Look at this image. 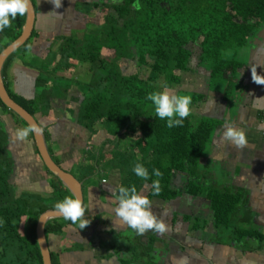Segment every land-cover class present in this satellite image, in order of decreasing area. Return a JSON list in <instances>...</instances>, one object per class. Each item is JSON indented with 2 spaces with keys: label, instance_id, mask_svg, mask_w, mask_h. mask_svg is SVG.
<instances>
[{
  "label": "trees",
  "instance_id": "1",
  "mask_svg": "<svg viewBox=\"0 0 264 264\" xmlns=\"http://www.w3.org/2000/svg\"><path fill=\"white\" fill-rule=\"evenodd\" d=\"M31 2L36 14L35 1ZM99 3L76 0L74 11L82 15L91 18L104 9L107 12L102 16L103 21L83 38L77 31L70 32L51 39L48 49H36L38 31L33 28L29 39L3 64L1 76L8 95L38 123L39 118L48 121L55 100L65 99L77 88L82 100L76 109L75 124L90 136L97 128L105 136L98 147L91 145L85 152L87 163H80V182L91 181L114 168L120 175L119 186L134 184L139 191L148 186L149 199L167 202L179 195L171 188L172 176L178 174L188 178L185 193L195 197L205 194L211 201L215 230L229 229L230 217L241 198L224 187L204 191L198 183L200 161L216 122L206 118L194 120L190 115L183 126L169 128L166 120L156 116L147 96L165 88L174 92L173 86L182 82L183 75L192 72L195 47L201 52L200 66L210 72L211 82L224 86L227 83L226 89L230 91V82L223 78L241 66L237 61L239 51L263 28L264 0H101ZM50 6L53 8V3ZM25 16L18 15L10 27L0 31V53L20 36ZM103 49L112 51L113 55L104 59ZM47 51L44 58L42 53ZM79 63L88 66L90 75L80 83L68 75ZM14 66L34 75L29 97L11 89ZM64 76L72 78L73 85L56 87L55 82ZM229 93L225 94V102ZM200 99L192 97V104ZM0 109L18 127H28L1 101ZM2 127L0 121V264H42L35 233L38 218L56 210L55 204L72 193L47 170L35 144L34 153L48 191L27 188L26 173L22 172L25 169L19 168L17 175L13 174L8 135ZM28 138L34 143L31 133ZM52 159L58 165L53 156ZM138 162L148 169V180L133 172ZM153 169H159L162 175L156 177ZM155 179L160 180L159 194L152 188ZM75 224L64 217L47 221L44 227L47 243L50 236L59 237L66 227ZM239 232L243 237L252 236L247 231ZM132 253L140 264H148L136 248ZM58 255L50 252L51 264H60Z\"/></svg>",
  "mask_w": 264,
  "mask_h": 264
},
{
  "label": "crops",
  "instance_id": "2",
  "mask_svg": "<svg viewBox=\"0 0 264 264\" xmlns=\"http://www.w3.org/2000/svg\"><path fill=\"white\" fill-rule=\"evenodd\" d=\"M34 1L37 9L34 28L38 31L34 43L36 49H48V43L54 37L80 32L83 25L84 29L87 25L95 26L101 19L92 22V17L74 11L76 0H64L54 13H64L65 17L62 18L69 19V24L64 28L58 24L59 16H55V20L50 16L51 0ZM94 1L100 4V0ZM37 14L41 16L38 24ZM50 21H54V26H47ZM262 29L259 36L239 51L237 61L241 66L233 74L224 76V81L231 84L230 91L226 89L227 83L224 86L211 82L210 72L200 66L201 52L198 48V57L191 63L192 72L183 75L182 82L173 86V93H182L191 98L201 97L197 103L191 104L192 119L206 118L216 122L205 156L200 161L201 178L198 183L204 191L224 187L241 198L230 217L229 229L215 230L211 201L205 194L195 197L185 193L188 178L173 174L171 188L179 192L177 198L167 202L149 199L153 212L166 223L167 230L163 234L149 230L143 236L138 235L115 214L118 201L114 193L120 185L117 169L112 168L103 172L102 176L94 177L95 183L99 181L98 185L87 186L86 183L90 181L80 182L78 179L82 174L80 163H87L85 152L93 145L91 142L95 136L101 135L99 128L90 136L75 124L76 109L82 100L80 90L73 88L66 101L55 100L48 121L39 118L38 125L49 155L58 161L63 171L79 181L84 205L87 211L90 210V215L82 218L90 221L89 226L82 229L77 222L74 226L66 227L61 236L49 237V251L59 254L60 264H140L134 259L133 248L148 264H264V85L257 84L251 72V68L256 66L258 74L264 75ZM102 51L109 55L110 50ZM111 53L110 56L113 55ZM42 54L45 56V52ZM57 61L58 57L55 59ZM87 68L86 64L79 63L68 75L85 81L90 78ZM12 72V91L29 97L34 75L21 66H14ZM227 92H230V97L225 102ZM0 121L7 126L13 174L17 175L15 172L19 168L25 169L22 172L26 173V184H23L35 191L47 192L45 177L34 153L35 143L28 137L24 140L17 137V130L21 128L3 109H0ZM227 121L245 131L246 145L239 147L223 139ZM102 141H96L94 148ZM18 186L22 188L20 184ZM141 192L147 197L148 186ZM239 231L250 232L252 236L243 237Z\"/></svg>",
  "mask_w": 264,
  "mask_h": 264
},
{
  "label": "clouds",
  "instance_id": "3",
  "mask_svg": "<svg viewBox=\"0 0 264 264\" xmlns=\"http://www.w3.org/2000/svg\"><path fill=\"white\" fill-rule=\"evenodd\" d=\"M58 9L62 6V0H51ZM31 9L30 0H0V31L10 27L15 18L25 16ZM253 80L260 85H264V75L257 72V67L251 68ZM147 99L154 105L156 116L166 120L169 128L183 126L184 121L191 115L192 98L189 95H180L170 92L167 88L150 92ZM223 139L243 147L247 143L246 133L242 129H237L231 121L224 124ZM41 128L35 124L17 130V137L20 140L26 139L30 133L41 132ZM133 172L144 180L150 178L148 169L143 163H136ZM153 174L160 177L162 173L159 169H153ZM152 188L156 194L161 191L160 180L152 181ZM118 204L115 208L116 216L126 223L138 235L143 236L149 230L163 234L167 230L166 223L158 218L153 212L151 202L148 197L133 184L131 186L121 185L114 193ZM56 210L67 220L73 223L79 222L83 229L89 223L82 219L85 217L87 207L83 205L79 197L67 195L55 204Z\"/></svg>",
  "mask_w": 264,
  "mask_h": 264
},
{
  "label": "water",
  "instance_id": "4",
  "mask_svg": "<svg viewBox=\"0 0 264 264\" xmlns=\"http://www.w3.org/2000/svg\"><path fill=\"white\" fill-rule=\"evenodd\" d=\"M35 16L36 15H35L34 6L31 2V9L25 16V23L20 36L0 53V101L4 104L5 107H7L9 110L15 113L22 121H24L27 124V126L32 124H35L37 126L39 125L28 112H26L21 106H19L10 98L2 81L1 70L5 60L12 53L18 50L31 36V33L34 28ZM31 134L36 149L38 151L39 157L43 162L44 166L47 168V170L51 172L54 176H56L59 179V181L72 193L74 197H79L83 203V193H82L81 184L72 174L63 171L52 160L47 150L43 132L41 131L39 134L33 132ZM61 217L63 216L57 210H54V211H47L41 214L40 217L38 218L35 228V233H36L37 245L41 254L42 264H51L50 251L48 248V243L44 232L45 224L47 221L51 219L61 218Z\"/></svg>",
  "mask_w": 264,
  "mask_h": 264
},
{
  "label": "rangeland",
  "instance_id": "5",
  "mask_svg": "<svg viewBox=\"0 0 264 264\" xmlns=\"http://www.w3.org/2000/svg\"><path fill=\"white\" fill-rule=\"evenodd\" d=\"M64 0H62V2H63ZM74 1V0H73ZM54 5V4H53ZM55 13H57V10H56V7L54 8H51ZM67 9V8H66ZM49 10H50V6H49ZM59 13V12H58ZM105 14H107V12H106V9H104V11L102 10V13H98V14H95V15H93L92 16V18H91V21L92 22H98V19H100V17H101V19H100V21H103V15H105ZM101 15V16H100ZM49 16V15H48ZM50 16L55 20V16H59L60 17V19H58L59 20V26H62V27H66L67 26V24H69V19L68 20H66V19H63L62 17L64 16L65 17V15H64V13H59L58 15H56V14H54V13H52V11L50 12ZM49 16V17H50ZM40 17L41 16H39L38 14H37V24H38V22H39V19H40ZM58 17V18H59ZM62 20L64 21L63 23H62ZM47 26L48 27H51V26H54V21H50L49 23H47ZM79 27H80V24L78 25ZM83 28H81V29H83V30H81L80 32H79V35L83 38V37H85V35H87L88 34V32H91L92 31V28H93V26H86V28L84 29V27H85V25H83L82 26ZM112 51H110L109 52V55H108V53L106 52H104V51H102L101 52V56L104 58V59H109L111 56V53ZM47 53L48 52H45V56H44V58H47ZM88 69V68H87ZM71 79L72 78H69V77H65L64 76V78H59L56 82H55V85H56V87H66L67 85H73L72 83H74V81H71ZM84 79H81V81H83ZM79 79H78V82L80 83L81 82ZM63 100H67V98H65V99H63ZM7 126H4L3 125V127H2V130L5 132V133H7V128H6ZM101 132V135H96L95 136V138L92 140V142H91V144H93V145H97V143H96V141H104V136H103V133L104 132H102V131H100ZM100 134V133H99ZM8 137V136H7ZM8 139H9V137H8ZM96 177H98V176H96ZM98 180V179H97ZM97 183H99V181H97ZM97 183H95L93 180H91L90 182H88V183H86V185L87 186H89V185H98ZM87 193V192H86ZM85 197H86V195H85ZM90 211V210H89ZM89 211H87L86 210V213H85V215L86 216H89L90 215V212Z\"/></svg>",
  "mask_w": 264,
  "mask_h": 264
},
{
  "label": "flooded vegetation",
  "instance_id": "6",
  "mask_svg": "<svg viewBox=\"0 0 264 264\" xmlns=\"http://www.w3.org/2000/svg\"><path fill=\"white\" fill-rule=\"evenodd\" d=\"M101 1V0H100ZM103 1V0H102ZM262 32H264V29H262ZM198 51L196 50V47H195V51H192V54H193V60L192 61H194V59L195 58H197L198 57V53H197ZM192 63V62H191Z\"/></svg>",
  "mask_w": 264,
  "mask_h": 264
}]
</instances>
